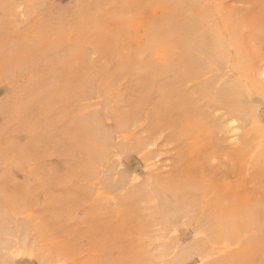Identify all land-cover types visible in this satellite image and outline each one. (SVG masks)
<instances>
[{
    "label": "rangeland",
    "instance_id": "obj_1",
    "mask_svg": "<svg viewBox=\"0 0 264 264\" xmlns=\"http://www.w3.org/2000/svg\"><path fill=\"white\" fill-rule=\"evenodd\" d=\"M217 8L264 57V0H0V264H264V96Z\"/></svg>",
    "mask_w": 264,
    "mask_h": 264
},
{
    "label": "bare ground",
    "instance_id": "obj_2",
    "mask_svg": "<svg viewBox=\"0 0 264 264\" xmlns=\"http://www.w3.org/2000/svg\"><path fill=\"white\" fill-rule=\"evenodd\" d=\"M189 2V1H188ZM217 10H218V14H217V17H218V19H219V21H220V23L222 24V26H221V28H220V33H217L218 34V38H217V40H218V44H217V47H218V51H219V53H221L222 54V60L224 61V60H230L231 58H230V56H229V50H228V47H229V49H230V47H233L232 49L234 50V54H236V57H238L237 58V64H239V66H240V68H241V70H242V80H239V85H243V87L245 88V92H244V94L246 93V94H249L250 93V91L252 92V90H255L257 93H260V94H262L263 96H264V57H259L258 58V54H260V53H258V54H256V53H254V54H256V56H257V58L256 59H254V57H253V55L252 54H250L249 53V55H252L251 57L254 59L253 61H251V62H247L246 61V59H245V56L243 55V54H240V53H242L243 51L240 49V47H239V43L237 42V39H236V37H235V31L236 30H234V29H236V27H238L239 26V24L237 23V20L235 19V18H230L228 15V17H226V11H225V14H222L221 12H220V10H219V8H217ZM221 11H224V10H221ZM182 14V13H181ZM185 14V13H184ZM229 14V13H228ZM217 25V24H216ZM216 25H214V26H216ZM213 26V27H214ZM217 27V26H216ZM247 27V26H246ZM205 28V27H204ZM203 28V29H204ZM241 29H242V27H241ZM247 30H249V29H247ZM245 31H246V29H245ZM242 32V31H241ZM242 34H244L243 32H242ZM241 34V35H242ZM243 36H245V35H243ZM203 37V36H202ZM224 40H223V39ZM174 39H176V37H174ZM203 39V38H202ZM244 39V38H243ZM247 39H249V38H247ZM246 39V40H247ZM244 41H245V39H244ZM250 41V40H249ZM252 41V40H251ZM240 42V41H239ZM243 42V41H242ZM225 43H228V45L227 44H225ZM213 45V44H212ZM211 44H210V46H212ZM250 45V44H249ZM208 46V45H207ZM228 46V47H227ZM251 46H252V44H251ZM254 46V45H253ZM208 48V47H207ZM209 50V49H208ZM207 50V51H208ZM203 52H204V50H202ZM214 51V50H213ZM252 52H253V50H252ZM205 53V52H204ZM208 53V52H207ZM207 53H205V54H207ZM210 53V52H209ZM246 53H247V50H246ZM204 56V55H203ZM210 57H212V55H210ZM220 57V56H219ZM232 57V56H231ZM250 57V56H249ZM215 58V57H214ZM221 58V57H220ZM205 59H206V57H205ZM210 60V59H209ZM250 60V59H249ZM208 61V60H207ZM210 61H208V63H209ZM211 64V63H210ZM228 64V63H227ZM232 64H234V66L236 65L235 63H232ZM213 66V65H212ZM231 66V65H230ZM237 66V65H236ZM228 68V67H227ZM234 68V67H233ZM232 73V72H231ZM236 73V72H235ZM233 74V73H232ZM240 74H241V72H240ZM234 76V75H233ZM235 77V76H234ZM235 80H236V77H235ZM215 80H213V82H214ZM238 81V80H237ZM212 82V81H211ZM210 82V83H211ZM212 82V83H213ZM229 83V82H228ZM236 83V82H235ZM229 84H231V82L229 83ZM228 84V85H229ZM234 84V83H233ZM218 85V84H217ZM217 85H215V86H217ZM236 85H234V87H235ZM208 86H206V88H207ZM227 87V86H226ZM229 87V86H228ZM223 89H225L224 87H222ZM236 88V91L238 90V89H240V88H237V86L235 87ZM250 88H252V90H250ZM223 89H221L222 91H224ZM229 90V89H228ZM234 90V89H233ZM232 90V91H233ZM231 91V90H230ZM255 91H253V92H255ZM224 92H226V91H224ZM240 92V91H239ZM252 92V93H253ZM220 93H223V92H220ZM219 93V94H220ZM233 93H234V91H233ZM225 94V93H224ZM228 95H229V93H227ZM230 95H232V94H230ZM236 95H238L237 94V92H236ZM221 97H222V95H220ZM224 96H226V95H224ZM222 97L220 100H222V99H224V98H226V97ZM241 96H243V94L241 95ZM241 96H240V99H241ZM256 96V95H255ZM235 97V96H234ZM231 98V97H230ZM233 99V98H232ZM227 100H229V99H227ZM261 100H263L262 98H261ZM264 101V100H263ZM226 104V103H225ZM240 104V103H239ZM99 105V104H98ZM223 105V104H222ZM238 105V104H237ZM224 106V105H223ZM236 106V105H235ZM96 107V106H95ZM221 107V106H220ZM243 107V106H242ZM242 107H240L239 105L236 107V109H234V107H233V109L234 110H232V111H230L231 113H235V114H237L236 113V111L237 112H239L238 114L240 115V112H242L240 109L242 108ZM108 108H110L109 106H108ZM199 108V107H198ZM216 108V107H215ZM245 108V107H244ZM228 109H231L230 107L228 108ZM262 109V108H261ZM111 110H112V108H111ZM218 110V109H217ZM250 110V109H249ZM105 111H106V109H105ZM113 111V110H112ZM200 112V111H199ZM201 113V112H200ZM233 113V114H234ZM204 114V113H203ZM208 114V112H206V114L205 115H207ZM229 114V113H228ZM233 114H231V115H233ZM230 115V116H231ZM256 115V114H255ZM201 116V115H200ZM221 116V115H220ZM219 116V117H220ZM195 117H199V116H195ZM206 118H208L209 116H205ZM204 117V118H205ZM205 118V119H206ZM227 118V117H226ZM234 118V117H233ZM251 118V117H250ZM107 119V118H106ZM210 119V118H209ZM216 119V118H215ZM214 119V120H215ZM231 119V118H230ZM229 119V120H230ZM239 119V118H238ZM241 120V119H240ZM246 120V119H245ZM248 120V119H247ZM246 120V121H247ZM255 120H256V118H255ZM218 121V120H217ZM237 121V120H236ZM245 122V121H244ZM255 122V121H254ZM207 123V122H206ZM210 123V122H209ZM247 123H249V121H247ZM216 124V123H215ZM215 124H213V126H215ZM118 125V124H117ZM219 125H220V123H219ZM223 125V124H222ZM221 125V126H222ZM211 126V125H210ZM118 127V126H117ZM218 127H220V126H218ZM247 127V126H246ZM245 126H244V128H246ZM119 128V127H118ZM213 129H214V127H213ZM228 129H229V131H232V133H233V135L234 134H236V132H235V130L234 129H237V126L235 125V120L233 119V120H231L230 121V124L228 125ZM238 129H239V127H238ZM218 130V129H217ZM215 131H216V127H215ZM247 132V131H246ZM111 133V132H110ZM121 133V132H120ZM239 134H242V133H239L238 132V135ZM246 134V133H245ZM250 134H252V133H250ZM252 137H254V136H252ZM215 138V137H214ZM247 138H251V137H247ZM256 138V137H255ZM252 139V138H251ZM213 140V139H212ZM247 140V139H246ZM256 140V139H255ZM240 141V140H239ZM244 141V140H243ZM248 141V140H247ZM263 141V140H262ZM218 142V141H217ZM250 142V141H249ZM253 142H254V140H253ZM241 144V143H240ZM263 144V143H262ZM215 146H216V144H215ZM252 145H250V147H251ZM261 146V149H263V154H264V146L263 145H260ZM217 147V146H216ZM215 147V148H216ZM245 147H246V149H248L247 147H248V145H245ZM245 147H242L243 149L245 148ZM249 147V149H251ZM252 148L254 149V147L252 146ZM242 150V149H241ZM251 151V150H250ZM242 153H243V151H241ZM240 152V153H241ZM234 153V152H233ZM248 153H250V152H248ZM256 154H257V152H256ZM150 160V159H149ZM147 161V160H146ZM148 163V162H147ZM149 163H152V162H149ZM149 163H148V165H149ZM155 163V162H154ZM145 165V164H144ZM156 166V165H155ZM145 167V166H144ZM147 167H149V166H147ZM147 172V171H146ZM157 176V175H156ZM147 177H149L148 175H147ZM158 178V177H157ZM153 183V182H152ZM192 184V183H191ZM196 184V183H195ZM179 185V184H178ZM186 185V184H185ZM164 186V185H163ZM162 186V187H163ZM191 186V185H190ZM190 186H188V187H190ZM168 187V186H167ZM187 187V188H188ZM207 188H208V186H206ZM186 188V187H185ZM149 189H150V186H149ZM169 189H171V188H169ZM203 189H205V187H203ZM151 190V189H150ZM163 190H164V187H163ZM186 190V189H185ZM191 190V189H190ZM172 191H174V190H172ZM187 191V190H186ZM207 191V190H206ZM152 192V191H151ZM150 192V193H151ZM157 192V191H156ZM195 192H197V191H195ZM159 193V192H158ZM166 193V192H165ZM175 193V192H174ZM198 194H200V193H198ZM166 195V194H165ZM155 196V195H154ZM154 196H152L151 195V197L153 198ZM163 196V195H162ZM159 197V196H158ZM165 198H166V196H165ZM167 199V198H166ZM176 199V198H175ZM179 199V198H178ZM209 199V198H208ZM152 200V199H151ZM150 200V201H151ZM158 200H159V198H158ZM177 200V199H176ZM157 201V200H156ZM160 202H161V199L159 200ZM167 201V200H166ZM194 201H196V200H194ZM212 201V200H211ZM154 202V201H153ZM207 202V201H206ZM210 202V201H209ZM173 203H174V200H173ZM208 203V202H207ZM212 203V202H211ZM162 204V203H161ZM160 204V205H161ZM184 204V203H183ZM190 204V203H189ZM192 204V203H191ZM160 205H159V207H160ZM193 205V204H192ZM177 206V205H176ZM175 206V207H176ZM189 207V206H188ZM199 208H201V206L199 207ZM198 208V209H199ZM195 209V208H194ZM160 210V209H159ZM185 210H186V208H185ZM188 210V209H187ZM194 211V210H193ZM204 211V210H203ZM215 212V211H214ZM162 213V212H161ZM181 213V212H180ZM186 213V212H185ZM195 213V212H194ZM216 213V212H215ZM158 214V213H157ZM184 214V213H183ZM217 215V214H216ZM185 216V215H184ZM191 216V215H190ZM197 217H198V215H197ZM169 218L170 217H168V220H169ZM171 218H173V217H171ZM187 218V217H186ZM186 218H185V220H186ZM195 218V217H194ZM202 218H203V216H202ZM187 220H189V219H187ZM163 221H165V220H163ZM194 221V220H193ZM214 221V220H213ZM213 221H211V222H213ZM219 221V220H218ZM217 221V222H218ZM188 222V221H187ZM192 222V221H191ZM210 222V221H209ZM219 222H223V221H219ZM225 222V221H224ZM247 222V221H246ZM167 223V222H166ZM169 223H170V226H171V222L169 221ZM189 223V222H188ZM187 223V224H188ZM226 223V222H225ZM244 223V222H243ZM162 224V223H161ZM180 224H181V222H180ZM186 224V225H187ZM192 224V223H191ZM214 224V223H213ZM237 224L239 225V224H241L240 222L239 223H236V225H235V227L237 226ZM163 225V224H162ZM175 225V224H174ZM183 225V224H182ZM185 225V226H186ZM216 225V224H215ZM232 225V224H231ZM244 225V224H243ZM256 225H257V223H256ZM264 225V224H263ZM164 226V225H163ZM162 226V227H163ZM184 226V225H183ZM206 226V225H205ZM208 227H210V224L209 225H207ZM220 226V225H219ZM221 226H222V224H221ZM259 226V225H258ZM262 226V225H261ZM161 227V228H162ZM165 227H166V225H165ZM191 227V226H190ZM189 227V228H190ZM199 227V226H198ZM222 227H224V226H222ZM222 227H220V228H222ZM244 227V226H243ZM187 228H188V226H187ZM188 228V229H189ZM192 228H194V227H192ZM213 228V227H212ZM228 228H230L229 226H228ZM246 228H248V227H246ZM256 228V227H255ZM254 228V229H255ZM165 229V228H164ZM176 229V228H175ZM250 229V228H249ZM174 230V229H173ZM177 230V229H176ZM210 230H211V228H210ZM241 230H242V228H241ZM165 232L167 231V227H166V229L164 230ZM169 231V230H168ZM179 231V230H178ZM188 231V230H187ZM196 231V230H195ZM208 232H210V231H208ZM227 232H229L228 230H227ZM256 232V231H255ZM176 233H178V232H176ZM189 233V232H188ZM191 233V232H190ZM193 233V232H192ZM168 234V232L166 233V235ZM209 234H211V233H209ZM215 234V233H214ZM166 235H164V236H166ZM171 235H172V233H171ZM173 235H175V233L173 234ZM172 235V236H173ZM207 235V234H206ZM168 236V235H167ZM171 236V237H172ZM178 236V235H177ZM210 236H212V234L210 235ZM229 236V235H228ZM191 237V236H190ZM203 237V236H202ZM201 237V238H202ZM174 238H175V236H174ZM194 238H196V237H194ZM194 238H193V240H194ZM215 238V237H214ZM188 239V238H187ZM204 239V238H203ZM202 239V240H203ZM184 240H186V239H184ZM210 240V239H209ZM175 241H176V239H175ZM191 242H193V241H191ZM166 243V242H165ZM168 243V242H167ZM169 243H171V242H169ZM176 243V242H175ZM175 243H173V244H175ZM194 243H198V242H194ZM193 244V243H192ZM220 244V243H219ZM201 247V246H200ZM168 248V247H167ZM166 248V249H167ZM174 248V247H173ZM215 248H216V246H215ZM215 248L213 247V249L215 250ZM222 248V247H221ZM224 248V247H223ZM240 248V247H239ZM242 248V247H241ZM169 249V248H168ZM172 249V248H171ZM181 249V248H180ZM198 248H196V250H197ZM173 250V249H172ZM176 250H177V248H176ZM179 250V249H178ZM213 250V251H214ZM173 252V251H172ZM215 252V251H214ZM227 252H229V251H227ZM224 253H226V252H224ZM232 254H233V252H231ZM230 253V254H231ZM200 254V253H199ZM228 254V253H227ZM225 255V254H224ZM179 256V255H178ZM198 256V255H197ZM200 256V255H199ZM215 256H217V255H215ZM194 257H196V256H194ZM193 257V258H194ZM212 257V256H211ZM210 257V258H211ZM180 258V257H179ZM209 258V259H210ZM219 257H217V259H218ZM178 259V258H177ZM190 260V259H189ZM205 260H208V259H205ZM176 261H178V260H176ZM211 261H213V260H211ZM211 261H209V262H211ZM214 261H216V259L214 260ZM214 261H213V263H214ZM211 264V263H210ZM221 264V263H220ZM225 264V263H224Z\"/></svg>",
    "mask_w": 264,
    "mask_h": 264
}]
</instances>
